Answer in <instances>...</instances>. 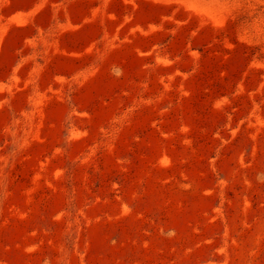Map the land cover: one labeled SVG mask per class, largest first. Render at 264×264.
Returning a JSON list of instances; mask_svg holds the SVG:
<instances>
[{
    "label": "rangeland",
    "instance_id": "374dc122",
    "mask_svg": "<svg viewBox=\"0 0 264 264\" xmlns=\"http://www.w3.org/2000/svg\"><path fill=\"white\" fill-rule=\"evenodd\" d=\"M0 264H264V0H0Z\"/></svg>",
    "mask_w": 264,
    "mask_h": 264
}]
</instances>
